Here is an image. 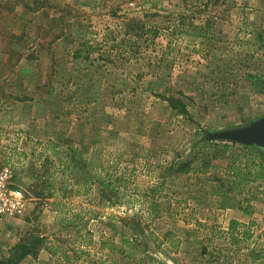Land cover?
<instances>
[{"label":"rangeland","instance_id":"1","mask_svg":"<svg viewBox=\"0 0 264 264\" xmlns=\"http://www.w3.org/2000/svg\"><path fill=\"white\" fill-rule=\"evenodd\" d=\"M0 51V170L26 200L0 221V257L31 235L42 249L21 264H91L134 218L161 264H264V180L219 210L215 179L242 150L203 141L264 117V0H0ZM96 158L120 199L101 197ZM170 162L191 169L163 178ZM230 221L250 238L232 244Z\"/></svg>","mask_w":264,"mask_h":264},{"label":"trees","instance_id":"2","mask_svg":"<svg viewBox=\"0 0 264 264\" xmlns=\"http://www.w3.org/2000/svg\"><path fill=\"white\" fill-rule=\"evenodd\" d=\"M248 78L251 80L256 77L249 76ZM168 103L172 109H177L181 115H186L187 112L180 100L169 97ZM204 135L203 141L211 144V142L206 139L209 137V134ZM212 145L217 147L213 142ZM48 147L49 149L47 151H49L53 157H60V155L63 154L61 148L54 143L48 142ZM229 147L234 146H228V143H224L222 146V152L225 154L227 148ZM239 147L242 150V159H244V164H237V158H233L232 162L226 168V178L215 179L214 189L210 194L219 210L241 209L244 201L239 200V198L242 196V192L245 187L250 183L264 180V150L241 145H239ZM68 151L72 152L70 149H68ZM69 156L71 158V162L73 163L74 158L71 155ZM88 161V165L85 167H89V169L93 171H98L95 184L98 186L101 197L105 200V202H110L112 196L115 197V199L116 197L120 199L121 197L119 195L118 187H113L111 185L109 180L110 175L106 173V169L103 168V165L101 164L102 162L97 158ZM60 167L62 168V165H60ZM68 167L69 166H65L64 168L68 169ZM204 167H206V165ZM160 169L162 170V176L164 178L171 173L179 175L186 174L191 168L189 162H170L167 167ZM198 171L206 172V168ZM52 181L53 174L49 173L44 184H46V187H49L53 184ZM117 182L119 184L118 186H121V179H118ZM120 221L126 223L120 228L112 227L111 231L114 232L113 235L100 241L98 250L102 253V256H99V258L94 260V262H91V264H161L155 257L152 256L150 249L146 245L141 243L134 235L131 236L126 232L125 229L128 228V223L132 225L136 224L138 226L139 221L134 218L128 221ZM238 226L239 225L236 222H230L227 233L231 236L232 244L239 243L235 236L236 234L240 235V237L242 236V241L250 238L249 230L245 226H242L244 230L238 233ZM151 237L152 242L157 241V239L153 238V236ZM169 237H171V234H169L168 238L165 240L166 243L170 241ZM43 242L44 239L41 237L26 235L23 239L19 240L15 245L9 248L4 256L0 257V264H21L26 258H35L38 255V252L42 249ZM155 248L158 247L155 246ZM203 251L205 252V250ZM52 254L55 255L56 252L52 250ZM225 258L226 256H221V259ZM64 259L67 260V257H64ZM227 264L231 263L227 262Z\"/></svg>","mask_w":264,"mask_h":264},{"label":"water","instance_id":"3","mask_svg":"<svg viewBox=\"0 0 264 264\" xmlns=\"http://www.w3.org/2000/svg\"><path fill=\"white\" fill-rule=\"evenodd\" d=\"M209 137L213 140L264 150V117L253 120L246 126L228 129Z\"/></svg>","mask_w":264,"mask_h":264},{"label":"built area","instance_id":"4","mask_svg":"<svg viewBox=\"0 0 264 264\" xmlns=\"http://www.w3.org/2000/svg\"><path fill=\"white\" fill-rule=\"evenodd\" d=\"M26 204L21 190L11 181V170L4 167L0 170V221L19 217Z\"/></svg>","mask_w":264,"mask_h":264},{"label":"crops","instance_id":"5","mask_svg":"<svg viewBox=\"0 0 264 264\" xmlns=\"http://www.w3.org/2000/svg\"><path fill=\"white\" fill-rule=\"evenodd\" d=\"M8 54H9L8 51H5V52L0 51V59L2 58V60H0V71H6L9 68V63H7V60H6ZM14 220H15V218H14ZM11 221H12V219H11ZM218 254L221 257L220 253H218ZM221 254H222V252H221Z\"/></svg>","mask_w":264,"mask_h":264}]
</instances>
